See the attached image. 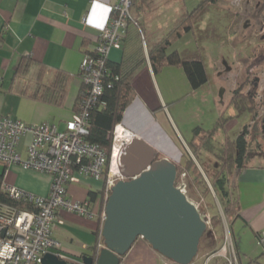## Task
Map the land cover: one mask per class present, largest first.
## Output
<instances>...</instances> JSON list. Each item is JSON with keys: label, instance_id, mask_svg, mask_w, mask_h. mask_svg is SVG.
<instances>
[{"label": "crops", "instance_id": "0c3cea01", "mask_svg": "<svg viewBox=\"0 0 264 264\" xmlns=\"http://www.w3.org/2000/svg\"><path fill=\"white\" fill-rule=\"evenodd\" d=\"M113 1L0 0V113L28 124L54 123L60 129L67 120L74 118L82 86L79 77L81 59L84 53L97 46L100 30L108 22ZM121 58L122 47L110 49L109 64L119 62ZM167 70H173L178 76L184 75L182 85L166 74L158 77L161 71L154 72L149 60L138 70L132 79V94L120 123L149 143L157 153L173 161H182L186 155L194 157L189 144H200L202 136L220 144L246 132L242 163L240 166L235 163L228 177V188L238 201L239 210V214L230 221L229 232L237 264H264V242L258 243L264 236V113H261V124L256 128L251 114L244 112L249 115V120L237 135L231 137L225 126L227 121L221 124L217 119L226 107H233L232 96L223 101L224 91L215 101L214 88L208 85V81L194 89L180 65ZM58 72L59 77L65 79L62 91L52 87ZM191 98L192 104L189 103ZM197 105L198 110L195 108ZM200 108L210 110L203 122L204 112ZM189 109L197 112L191 116L192 123H196L192 129L185 118L190 114ZM258 118L259 115L254 124ZM28 141L29 137L25 136L18 144L22 155H25ZM198 148L209 153L201 145ZM0 168V171L5 169V182L34 195H48L51 185L48 174L15 164L0 163ZM67 190L73 199L90 200L96 212L93 219H86L60 210L64 223L53 229V235L62 242L60 252L64 259L80 263L84 256L93 257V253L96 255L98 248L103 246L102 237L97 233L103 224L101 213L107 198L105 183L81 177L78 183H70ZM213 194L216 195L215 191ZM223 226L224 223L213 228L209 246L216 249L220 246ZM138 243L147 247L146 241L138 238L123 256L121 264H128L127 257ZM162 256L156 255V259L166 264ZM136 257H141L143 264L150 263L142 254L137 253ZM222 262L216 258L208 263Z\"/></svg>", "mask_w": 264, "mask_h": 264}, {"label": "built area", "instance_id": "2783aa9c", "mask_svg": "<svg viewBox=\"0 0 264 264\" xmlns=\"http://www.w3.org/2000/svg\"><path fill=\"white\" fill-rule=\"evenodd\" d=\"M131 3L132 0L112 2L108 22L100 30L97 46L91 53L83 54L79 67L82 89L78 95L77 113L63 128L49 122L28 124L0 113V162L41 171L51 177L46 196L34 195L4 180L3 190L17 204H0V264H41L47 252L64 259L60 252L62 242L53 235V229L64 223L59 211L66 210L86 219L96 216L90 200L71 198L68 185L78 183L81 177L102 180L108 198L115 182L125 178L120 168V156L136 135L121 123L116 124L109 150L89 142L86 135L90 112L105 106V101L100 98L105 87L117 79L108 66V53L113 47H121L126 22L131 19ZM25 136L29 141L25 155H22L18 144ZM174 162L177 165L175 186L186 194L188 172L181 160ZM193 203L197 206L195 201ZM104 219L103 210L102 223ZM232 242L228 231L220 247L210 252L207 260L221 258L227 264H237ZM263 242L264 236H261L258 243Z\"/></svg>", "mask_w": 264, "mask_h": 264}, {"label": "rangeland", "instance_id": "374dc122", "mask_svg": "<svg viewBox=\"0 0 264 264\" xmlns=\"http://www.w3.org/2000/svg\"><path fill=\"white\" fill-rule=\"evenodd\" d=\"M263 1L264 0H217L215 2H206L194 16L193 26L190 31L183 33L180 37L174 38L169 46V50L177 49L182 52L187 49L188 51L198 52L202 55L209 78L208 85L214 88L215 101L218 100L221 89H223V93L225 91L222 97V100L225 102L230 99L235 90L237 91L235 94L237 101V104H235L237 108H235L234 105V108L232 106L226 107L224 113H221L217 119L218 121L223 119L221 122L227 121L225 122V126L228 128L227 133L231 137L237 135L238 130H241L244 124L249 120V115L244 112L248 111L251 114L253 126L256 128L261 124V113H264V61L263 56L259 54L260 46L264 45V41L260 39L261 29H259V18L263 16L255 11L254 7L255 3H262ZM182 2L183 7L190 10L196 7L199 1L182 0ZM158 3L162 4L163 1L159 0ZM178 7V2L170 7L166 6V8H161L158 4L156 12L152 15L153 19L150 21L149 30L151 33L156 30H162L163 28L167 30L174 18L179 14L180 9L178 10ZM223 62H226V64H223ZM171 66L177 65L163 66L166 70H163L162 67L159 69L161 72L158 73L157 76L160 77L166 74L174 82L182 85V78H184V75L178 76L173 70H167ZM159 70L157 72H159ZM249 93L250 96H247ZM251 96H253V98H250ZM214 100L213 103H215ZM189 103H193V98L189 100ZM195 108L198 110V105L195 106ZM239 108L242 110L241 113H239L241 111ZM202 110L204 112L202 114L203 122V119L208 118L209 115L207 114L210 110L209 108H200V111ZM193 112H196L195 109L194 111L189 109L190 114L185 117L189 121V128L191 129L196 124H193V121H191ZM258 115L259 118L254 124V120ZM211 126L213 125H209V127ZM206 140H208V138L202 136L201 140L198 141L202 144L203 141ZM218 145L219 143H213L211 141L210 148L214 147L215 151H217L219 150ZM190 149L194 157H188L186 155L182 160V165L188 172L186 195L190 201H195L197 203V207L200 211L206 214L209 219L207 229H212L211 225L213 224H211V217L214 215L216 218L218 217L217 215L224 216L217 196L213 194L214 177L224 174L227 178V186H229L228 177L231 174L232 167H234V158L231 163L226 164L227 166L224 167L222 159L217 158L214 153L215 151L207 153L204 149L203 151L199 150L198 146L194 149ZM158 157H164V155L158 153ZM186 160L190 161L188 162L189 164H187L188 166L185 165ZM116 178L117 177H114V179ZM222 218H224L225 222L223 226L224 230L221 232V234L223 233V235H221L222 239L219 245H221L224 240V234H228L229 231V224L225 216ZM228 219H230V217ZM209 241L210 239L207 238V236L202 238L199 243L198 252L190 264H209L207 256L214 249L209 246ZM146 243L147 247L145 248L142 247V244L138 243L136 245L131 255L127 257L128 264H143V259L141 257H136L137 253L142 254V256L148 260V263L150 262L149 264H163V262L156 259V255L161 254L155 250L154 251L158 254H154L155 252L151 250L153 248L147 241ZM158 257L161 256H157V258ZM161 259L166 261V264H177L166 257Z\"/></svg>", "mask_w": 264, "mask_h": 264}, {"label": "water", "instance_id": "95a60500", "mask_svg": "<svg viewBox=\"0 0 264 264\" xmlns=\"http://www.w3.org/2000/svg\"><path fill=\"white\" fill-rule=\"evenodd\" d=\"M223 89L220 91L222 96ZM262 130L264 131V117ZM118 179L104 205L103 246L80 263L47 252L41 264H121L138 238L177 264H190L207 231L208 217L175 186L177 165L138 136L120 156Z\"/></svg>", "mask_w": 264, "mask_h": 264}, {"label": "trees", "instance_id": "16d2710c", "mask_svg": "<svg viewBox=\"0 0 264 264\" xmlns=\"http://www.w3.org/2000/svg\"><path fill=\"white\" fill-rule=\"evenodd\" d=\"M158 1L159 0H132L130 6L131 19H128L126 22L121 43L122 58L119 62L108 64L117 79H114L112 85L106 86L104 89L100 99L105 101V106L94 108L89 114L90 125L86 140L91 143H98L108 150L111 144L113 128L116 124L121 122L123 112L129 103L132 94V79L147 60L150 61L154 72H157L165 65H180L191 87L194 89L208 81L205 62L201 54L188 51L187 49L182 52L177 49L169 50V46L174 38L180 37L183 33L190 31L193 26L194 16L206 2H215L217 0H198L197 6L190 10L183 7L182 0H162V4L158 3ZM176 2L179 3V7L181 8L178 7V10L180 9L179 14L174 18L170 27L167 28V30L163 28L162 30L151 33L148 25L153 19L152 15L156 12L158 4L161 8H166V6L170 7ZM55 77L56 79L52 87L56 89V91H62L66 85L64 82L65 79L59 77V72ZM81 89L82 86L80 90ZM236 93L237 91L235 90L230 100L235 108H237ZM247 96H250V93ZM250 98H253V96ZM241 112L242 110L239 113ZM221 121H223V119L220 120L222 124ZM246 128L245 126L244 130H246ZM245 135L246 132L243 131L234 140H226L224 143H220L218 145L219 150L217 151H215L214 147L210 148V138L203 141L202 144L191 142L189 145L192 149L201 145L209 152L215 151L214 153L217 158L222 159L224 167L227 166L226 164L231 163L233 158V162L240 166L246 151L247 141ZM188 162L190 161L186 160L185 165L189 164ZM4 176L5 169H2L0 171V204L15 205L17 202L3 190L2 185ZM213 188L219 199L224 216L228 224H230L231 219L239 214L238 201L228 188L227 178L224 174L214 177ZM217 216V218L215 215L211 217V224H213L211 225L212 229H207L202 238L204 236L211 238L213 236V228L223 224L222 215ZM229 217L230 219H228ZM99 234L100 233H97V236H99ZM213 248L212 251L216 249L215 247ZM96 256L97 254L93 255L94 258ZM222 264L227 263L223 261Z\"/></svg>", "mask_w": 264, "mask_h": 264}, {"label": "flooded vegetation", "instance_id": "af4514ba", "mask_svg": "<svg viewBox=\"0 0 264 264\" xmlns=\"http://www.w3.org/2000/svg\"><path fill=\"white\" fill-rule=\"evenodd\" d=\"M255 7V11H257L258 13H260V15L262 14V18H259V29H261V34H260V39L261 41H264V1L262 3L257 2L254 4ZM260 53L263 56V61H264V45L260 46ZM223 64H226V62H223ZM226 67V66H225ZM102 237V236H101ZM100 249V248H98ZM94 255V253H93Z\"/></svg>", "mask_w": 264, "mask_h": 264}, {"label": "clouds", "instance_id": "9594fccd", "mask_svg": "<svg viewBox=\"0 0 264 264\" xmlns=\"http://www.w3.org/2000/svg\"><path fill=\"white\" fill-rule=\"evenodd\" d=\"M209 220V219H208Z\"/></svg>", "mask_w": 264, "mask_h": 264}]
</instances>
